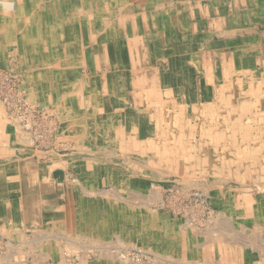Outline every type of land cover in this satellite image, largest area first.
<instances>
[{"label": "bare ground", "instance_id": "obj_1", "mask_svg": "<svg viewBox=\"0 0 264 264\" xmlns=\"http://www.w3.org/2000/svg\"><path fill=\"white\" fill-rule=\"evenodd\" d=\"M177 2L0 0L1 54L3 57L10 55L15 62L14 70L25 72L32 78V88L43 100L40 106L43 108L46 102L53 107V121L62 125L61 129H56L57 135L69 137L72 140L69 145L77 149L72 154L54 157L50 163L58 169L69 166L74 169L73 173H79L84 166L90 173L89 177L84 176L85 181L78 179L79 176L68 179L71 187L63 188L68 192L67 199H59L55 208L46 210L49 225L44 221L38 226L26 225L30 201L24 196L28 194H23L22 188L29 184L32 186L33 181L23 159L32 154L39 157L42 152L33 147V139L21 129L18 119L15 116L13 120L8 118L7 110L0 108V236L7 239L5 244L1 243L0 264H45L41 262L43 256L48 261L58 259L57 264H144L140 256H127L132 242L129 239L135 234L146 238L144 243L157 244L156 248L143 244V250L138 251L150 255L148 264H264V198L247 196L251 188L246 190L245 186L237 193L223 175L207 173L197 176L195 173H199V166L206 165L210 171L221 170L205 149L200 156L188 151L182 158L164 159L156 151V142L139 143L132 139L126 133L128 124L124 125L122 115L115 113V105L128 106L124 103L127 100L133 101L129 105L131 108L151 110L157 105L160 107L162 99L171 101L163 102L165 108L168 105L177 106L179 101L186 99L184 84L189 82L196 86L191 89L205 87L201 97L209 101L207 107L208 111L211 109L214 122L218 117L221 122L217 125L211 120L213 132L208 129L209 120L204 124L202 143L205 147L216 145L222 149L224 132L239 134V131L235 127L226 130L221 125L225 122V111H215L212 107L218 104L223 109L234 106L240 109L242 101V105L245 103L243 111L250 107V110H255L247 101L253 96L258 97V86L249 77H240L249 74L257 77V71L243 72L251 69L249 64L253 60L255 62L254 58L241 62L231 60L225 67V53L216 55L213 64L208 61L214 54L211 49L202 54V50L195 47L198 56L194 60L185 56L181 58L173 49L181 42L183 49H194L190 41L200 42L178 28V11L184 8L182 2ZM203 38L202 42L213 44L209 37ZM242 48L248 47L245 45ZM87 50L104 57L108 72L100 74L102 71L99 69L97 78L86 76L84 81V77L79 76L81 65L78 66V63L87 56ZM179 58L182 62H192V66L181 65ZM237 70L240 71L238 75ZM231 73H234L233 77ZM117 91H123L127 98L116 99L114 93ZM2 103L0 101V107L4 106ZM258 105L264 109V104ZM263 115L264 112L256 116L260 118ZM216 126L222 130L216 131ZM181 139L183 141L179 137V141ZM177 143L180 145L182 142ZM77 157L84 162L80 167L74 165ZM193 158H196L194 163L188 166L187 161ZM96 171L103 173L106 184L99 186L95 183L93 176ZM259 172L250 178L256 186L262 187L264 175ZM129 180L136 189L129 186ZM148 181L157 187L144 189L148 187ZM166 182L173 188L177 187L179 193L183 187H195L201 189L205 197L226 199L231 209L242 213L241 218L253 220V225L240 226L242 230L245 233L247 230L254 232L245 234L234 229L230 219L223 215L213 219V227L200 232L202 229L199 231L192 221H187L188 218L184 220L178 216L182 205L178 208L171 204L176 201L175 195L170 197L175 211L166 208L162 191ZM184 194L188 193L184 191ZM235 247L244 252V259L228 258ZM250 251L251 256L248 255ZM217 252L223 253L219 261L215 259ZM207 253L212 261H203Z\"/></svg>", "mask_w": 264, "mask_h": 264}, {"label": "rangeland", "instance_id": "obj_2", "mask_svg": "<svg viewBox=\"0 0 264 264\" xmlns=\"http://www.w3.org/2000/svg\"><path fill=\"white\" fill-rule=\"evenodd\" d=\"M171 1H174V3H177V4H178L177 1H180V3L182 2V6L184 8L183 11H180L181 9L178 11V15L176 19V24L178 25V28L186 32L191 37L195 36L197 40L200 41L199 43L190 41L189 44H194V49H188V50L183 49L182 42L178 45L179 48L174 46L173 49L178 51L177 54H180L181 58L185 56V57H188L194 60L195 56H198L195 50L196 49L195 47L198 46L200 51L202 50V54L205 53L208 49H211V51L213 50L212 54L213 52L214 54L208 58V61L212 63L215 62L214 60H215L216 55L225 53L227 55L226 58L223 60L225 67L227 63L230 62L231 60L241 62L242 60L247 61L251 59L252 61V58L255 59V62L253 60L252 64H249L251 66V69L243 70V72L253 73L254 71H257L259 73L257 77L255 78L253 74H249V76L240 75V77H243L245 79H248L249 77L251 82H256L254 84L258 86V97L253 96V98L251 97L252 99L249 98L247 101V104H249L250 106H253L255 110H250L252 108L250 107L248 110L243 111L242 107L245 106V103L242 105L243 103L242 101H241L242 103L240 102V106H241L240 109H238L235 106L223 109V107H220L218 104L217 106H215V108L212 107V109L215 111H223V110L225 111V114H224L226 115L225 122H224L225 125L224 124H221V125L225 126L226 130L227 129L229 130L230 128L235 127L239 131V134L238 133L232 134L230 133V131L224 132L225 137L224 139L221 140L222 149L220 148V146H216V145H210V146L205 147V145H203L202 143L201 133H202V129L204 128V124H206L209 120L208 129H210L211 132H213V127L210 124H212L213 122L218 125V122L219 123L221 122L220 117H218L219 120L216 119L217 122H214V117H212L213 115H212L211 109L210 111H208V107H207L209 106V103H208L209 101L206 99L203 100V98L201 97V94L205 92L204 91L205 87L195 88L196 87L195 86L192 89L190 88L189 94L192 93V100L187 101V97H186V99L184 101H181L178 106L168 105L167 108L155 106L151 108V110H148L145 107H137L142 110L136 108L135 110L137 112L135 111L134 115L136 117H139L141 114L140 117L142 121H144V119L148 120L150 119V115L152 116V119H153V126H152L153 129L152 130L153 131L155 130V131L150 141L157 143L156 151H159L160 156L163 157L164 159L171 158V157L176 158L177 156H179V158H182L185 155H187L188 151L194 152L196 153V155L200 156L201 152L205 149L206 150L205 152H207L208 155H210L212 158L214 157L217 159L215 160L213 158V162L219 164L221 167V170L220 172L214 171V170L210 171V167L206 165L202 167L199 166V173L198 172L195 173L197 176L202 175V174L204 175L207 173H210L212 175H221V176L223 175V177H225V179L228 180L229 185L230 186L233 185L232 187H234V190L237 191V193H239L240 190H243L245 186L246 190L251 188L250 193L246 194L247 196H257V197L264 198V196L259 195V193L264 195V180L262 182L263 186L259 187V186H256V183L250 178V177H255V174L258 173L259 171H260L259 172L260 174L264 175V115L260 116V118L256 116L257 114H261L264 112L263 107H259V105L257 107V104H260V106L264 104V0H168V2H171ZM139 12L140 11H137V13ZM213 20H216V22H219L220 24L215 27L212 25L207 27V22L209 21L212 22ZM246 20H247V23H246ZM256 21H258L259 23H256ZM172 27H175L174 24H172ZM220 30H223V32H220ZM203 37L205 38L209 37L213 44L209 45L207 44V42L206 43L202 42V40L204 39ZM245 45L248 48L241 49V47H245ZM157 50H159V48L156 49V51ZM95 56L96 55L94 53L92 52L90 53V50H87V56H85V58H83L78 63V66L81 65L79 69V76H81V78L84 77V81L87 80L86 76L88 78L89 77L97 78L99 76V73H98L99 69L102 71L100 74H106V72H108L105 61H104V57L103 56L95 57ZM199 57L200 59H203L202 55H199ZM10 58H11L10 55H6V54L3 57V55L0 52V101H2L3 102L2 104H4V106H1L0 108L3 107L5 110H7V113L9 115L8 118L12 120L16 118L18 119L17 120L18 123L20 124V126L22 125L21 129L24 132H27L26 134L28 135L29 138L33 139V142H34L33 147L38 148V150L42 152V155H41L42 157L31 155V156L24 158L23 159L24 164H26V166L30 164V165H33L34 167H37L38 163H40L42 165L41 168L44 167V165L46 164L50 167V164H51L50 162L54 157H58V155L62 156L65 154L66 155L72 154V152L73 151L76 152L77 149L69 145V143L72 142V140L69 137L62 138L61 136L57 135L56 129L57 128L61 129L62 125L60 123H56L55 121H53L55 113L51 111H53L54 108L53 107L51 108L50 105L46 104V102L44 103L43 108L40 106L43 103V100H41V98L39 97V94H37L35 90L32 88L34 84L32 78L25 72H22L17 69L14 70L15 62L12 61V59ZM178 60L179 62L181 61L180 58ZM180 63L181 65L188 66V68H190L189 65L192 66L193 64L190 61H187L188 64L182 61ZM89 68L92 69V72H93L92 76H90L91 71ZM232 72H234V70H232ZM239 72L240 71L237 70L236 75H238ZM231 76L233 77L234 73H231ZM128 80L129 78L126 77V81ZM120 94H122V91L120 92ZM40 101H42L41 104H40ZM193 103L196 105L198 104V105L192 106ZM157 109L158 110L160 109L159 112L157 111ZM147 115L149 116V118L147 117ZM229 115H231L230 120H229ZM17 116L18 117L20 116V117L18 118ZM22 116H25V117H22ZM166 116H169V118L167 119ZM43 119L45 120V122ZM48 119H49V122H46V120L48 121ZM35 122H36V125H35ZM38 123H40L39 124L40 126L38 125ZM37 126L40 127L39 128L40 130L38 129ZM43 126L47 128L45 129ZM214 128L216 131H218L217 129H219V131L222 130L221 128H218V126ZM35 129H37L38 131ZM33 131L35 133H33ZM47 132H49L50 135ZM58 137H60V139ZM179 137H182L183 141L182 139L181 141H179ZM65 139L67 141H65ZM196 140L198 142L197 143L198 147H196ZM47 141H49V143ZM176 141L182 142V143L179 145ZM35 144L38 146H36ZM191 152H189V154H191ZM195 159L196 158H193L191 159V161H187L189 162L188 166H191V164L194 163ZM246 160L247 161L250 160L249 163H246L247 162ZM82 164H84V162L82 161V158L77 157L75 159L74 165L76 167H80ZM130 164L132 165L133 163H130ZM60 167H63V166L60 165ZM82 167H83V170L81 169L82 171H80L79 173H76V172L73 173L71 168L69 166H66L64 170L66 172L68 171V174H67L68 176H66L67 179L71 180L72 178L75 179L76 177L79 176L78 179L81 178L80 180L83 181L84 176L89 177V174H90L89 171H86L84 166ZM55 168H57V166H55ZM93 177L95 178V183H97V185L101 186L103 184H106V179L104 178L103 173L101 172L99 173L98 171H96L94 172ZM41 181H42V178H41ZM165 184L166 185L164 186L162 191H163V199L165 201V204L167 202L166 208L171 211V210H174V206L179 208L182 205L181 207L182 211L177 213L178 216H180L184 220H187L186 218H188L187 221H192V224L196 225L199 231L202 229L200 232H202L203 230L205 231L209 229V226L213 227L214 226L213 219L220 217L222 215L230 219V222L233 224L234 229L239 230V231L242 230L241 227L243 225H248V226H250L251 224L253 225L252 220L241 218L240 216L242 215V213L235 211V209H231L232 207L228 205L226 199L205 197L203 194V191L195 187H192L189 189L187 187L186 188L183 187L184 189L181 190L182 193L181 192L179 193V190L177 189V187L173 188L171 187L170 184H167V182ZM256 188H259V190L261 191L258 192ZM234 190L232 192H234ZM184 191L185 193H188V194H184ZM190 191H191V194H190ZM178 193H179L180 199L176 198L177 197L176 195H178ZM174 195H175L176 201L171 203V204H174V206L172 207V205L170 204V197ZM41 202H37V203L33 202L32 204L30 203L28 205L30 212H28L29 214H27L25 218L27 222L26 225L29 226L30 224L31 226L34 224L33 226L35 225L38 226L42 221L46 222L47 225H49L48 224L49 219H48V215L46 214L47 213L46 210L48 209L49 206H55V205L48 204L47 198H43ZM36 228L41 229L40 227H36ZM242 231L243 233H245L244 232L245 230H242ZM251 232L253 233L254 230H250V231L247 230L245 234H251ZM248 237H250V235H248ZM125 238L129 239L128 237H125ZM129 240H131L132 242L130 243L131 246L128 248L130 251L128 252L127 256L129 255V257H132V258H135L136 256H140L141 257L140 260L144 262V264H148L150 255L141 254V252H138V251L143 250L142 249L143 244L144 246H148L152 248H156L157 244L155 243L156 245H153L151 242L144 243V241H146V238L142 239V236H139L136 234L133 235V237H131ZM6 242H7V239L0 236V245L1 243L2 245L3 243L5 244ZM183 242H185V240H183ZM2 245L0 246L1 251H3L1 248ZM231 250L232 251L229 253L228 258L237 260V261L244 259L245 254L242 250L238 249L237 247ZM123 251H124V246H123ZM124 252L126 253L127 250ZM221 254L223 256V253L217 252L215 259L219 261L222 258ZM251 254L252 252L250 251L248 255L251 256ZM185 255H188V254L185 253ZM210 257L211 256L208 253L205 254L203 257L204 258L203 261H212ZM57 261L58 259L48 261L46 257L44 256L41 257V262L45 264H49V263L57 264ZM170 262L172 261H168V263ZM206 264H209V263H206Z\"/></svg>", "mask_w": 264, "mask_h": 264}, {"label": "crops", "instance_id": "obj_3", "mask_svg": "<svg viewBox=\"0 0 264 264\" xmlns=\"http://www.w3.org/2000/svg\"><path fill=\"white\" fill-rule=\"evenodd\" d=\"M258 21H256V23H259ZM219 24H220L219 22H216V20H213L212 22H210V21L207 22V27H209L210 25L215 27V26H218ZM246 45H247V43H246ZM87 67H88V65H87ZM90 71H91L90 76H92V73H93L92 69ZM179 75H181V74H179ZM192 86H195V85H193L189 82H188V84H184V87L186 88V91L184 92L185 93L184 96L187 97L188 100H192V93L189 94V91H188V89ZM197 88H199V87L197 86ZM120 92L121 91H117L116 93H114V96L116 99H118L117 97H119V98L122 97L124 99L127 98V96L123 93V91H122V94H120ZM102 97H106V96L102 95ZM182 98H183V96H182ZM86 100H88V98H86ZM174 100H177V99H174ZM181 101H184V100H181ZM181 101H179L177 106L180 104ZM131 102H133V101H131V100L130 101L129 100L124 101V103H127L128 106H120V105L116 104L115 105V113L122 115L124 125L128 124L127 126H129V127L126 129V133L132 139H134L135 141H137L139 143H142L145 141L150 142V139L153 137V134H154V131L152 130L153 129L152 128V126H153L152 116L147 112L150 115L151 120L150 119H148V120L144 119V121H142V119L140 117L141 114L139 117H136L134 115V112L136 111L135 109L137 107L131 108L129 106ZM163 102L164 103H171V101H169L168 99H166L165 101H164V99H162V102L160 101V107H162V108H165L163 105L164 104ZM137 109H140V108H137ZM147 117L149 118L148 115H147ZM167 119H168V117H167ZM32 155H35V154H32ZM53 164L54 163H51L50 167L46 164L42 168H41L42 165L40 163H38L37 167H34L33 165H30V164H28L26 166V164H25V168L28 170L29 173H31L30 179L33 181V185L30 186V184H29L28 187L27 186L23 187L22 191H23V194H25L24 192H26L28 194V195H24V196L27 197V200L29 198L30 203L41 202L43 200V198H47L48 204L56 205L55 202L59 201V199L66 200L67 197L69 196L68 192L63 190V188L69 189V187H71L70 186L71 181L66 179L68 171L65 172L64 168H60V169H58V167L55 168L56 165L52 166ZM71 170L74 171V169H72V168H71ZM41 178H42V181H41ZM104 178H105V176H104ZM146 185H148V187H145L144 189H147V188L150 189V188L157 187V186H152L150 181L146 182ZM129 186L132 189H136L135 185L133 184V182L131 180H129ZM44 201H46V200H44ZM30 203H28V205ZM50 208H55V206H49L48 209H50ZM250 220H252V219H250Z\"/></svg>", "mask_w": 264, "mask_h": 264}]
</instances>
